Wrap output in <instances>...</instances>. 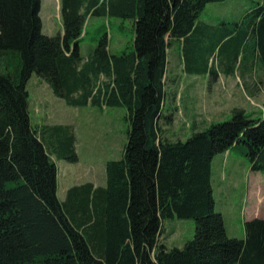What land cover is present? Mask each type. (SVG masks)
<instances>
[{
  "label": "trees",
  "instance_id": "obj_1",
  "mask_svg": "<svg viewBox=\"0 0 264 264\" xmlns=\"http://www.w3.org/2000/svg\"><path fill=\"white\" fill-rule=\"evenodd\" d=\"M226 0H61L63 34L43 33L41 0H0V264H264V219L246 221L230 238L215 209L212 162L244 145L252 172L264 173V116L235 109L228 121L185 142L164 135L168 52L180 45L185 69H208L209 53L227 52L232 72L244 47L249 68L264 69V4L217 27L200 13ZM134 20L135 40L113 54L105 33L83 57L89 16ZM247 53V54H248ZM33 74L71 107H124L128 142L106 164L107 186L92 183L58 197V167L76 164L71 126L34 128L27 85ZM177 93L170 91V102ZM193 219L183 248L162 244L166 219Z\"/></svg>",
  "mask_w": 264,
  "mask_h": 264
},
{
  "label": "rangeland",
  "instance_id": "obj_2",
  "mask_svg": "<svg viewBox=\"0 0 264 264\" xmlns=\"http://www.w3.org/2000/svg\"><path fill=\"white\" fill-rule=\"evenodd\" d=\"M41 19L43 33L50 37L63 34L61 19V0H41ZM264 4V0H226L208 4L200 13L199 23L217 27L223 21L233 22L246 12ZM108 33L110 49L113 54H121L131 47L135 40L134 20L111 15L89 16L80 42L81 54L87 57L97 46L100 38ZM205 52L209 60L208 69L187 71L183 63L180 45L177 42L168 52L167 99L164 113L174 112V121L164 128V135L173 140L187 141L194 132L207 130L212 124L228 121L235 109H243L254 120L264 116V69L260 61H254L252 72L249 68V49L244 47L234 62L232 72H228L227 52L209 50L213 46V36L205 40ZM248 53V54H247ZM27 89L30 93L29 111L31 125L41 128L46 125H59L75 122L80 114H85L84 133L78 140L80 161L76 164L65 160L59 162L62 174L71 169L77 173L75 179L99 181V169H92L102 159L95 157L90 148L98 150L105 144L106 138L112 142L116 138V147L106 152L105 159L119 160L123 157L128 142L127 110L116 108H76L69 106L65 100L56 97L49 84L33 74ZM170 91L177 93V99L170 102ZM109 132H106L107 129ZM105 151V147H104ZM230 162L222 166V156H217L213 164V188L217 210L225 220L230 238H245V222L249 217L250 200L247 199L249 183L256 186L264 179V173L252 172L244 145L232 148L226 156ZM226 156H223L226 157ZM222 160V161H221ZM66 168V169H65ZM70 173V172H69ZM76 174V173H75ZM106 178V169H105ZM63 197L62 192L60 193ZM255 205V204H254ZM162 244L168 249L183 248L186 242L195 236L193 219H166L162 223Z\"/></svg>",
  "mask_w": 264,
  "mask_h": 264
},
{
  "label": "crops",
  "instance_id": "obj_3",
  "mask_svg": "<svg viewBox=\"0 0 264 264\" xmlns=\"http://www.w3.org/2000/svg\"><path fill=\"white\" fill-rule=\"evenodd\" d=\"M86 109L88 108H96V107H92V106H88V107H84ZM81 108V109H84ZM106 107H103L101 109H105ZM85 114H80L79 117L80 119L78 121L75 122H69V123H65V124H59V125H63V126H71L73 128V132L76 136V151L79 157V161H80V156H79V147H78V140L80 138V134L84 133V126L86 125V119L84 118ZM110 129L108 128L106 130V132H109ZM109 138H106L105 140V144L102 145L101 149L98 150V148H96V146H93L92 148H90V151L93 152L95 154V157L97 158H101L102 161L101 163L98 162V164H94L92 169H99L100 171V179L99 181H94V180H84V178H79V179H75V177L77 176V173L79 172H74L71 169H66L68 172L63 173L62 174V169L59 166V162L62 160H58L56 158L55 155L52 156V159L56 162L57 167H58V197L60 199L61 202H64L67 198L68 192L70 189H72L73 187L76 186H82L85 185L87 183H92L94 184L95 187H106L107 186V174H106V178H105V169H106V164L108 161H110V159L106 160L105 159V155L106 152L108 150H110L111 148H115L116 147V138H113L112 142H109L108 140ZM104 147H105V151H104ZM228 152L221 154L223 156H226ZM220 156V155H217ZM217 156L214 158L213 162H212V188H213V164L215 159L217 158ZM222 158V166L227 165L228 161L230 162L231 156H226ZM113 160V159H111ZM70 172V173H69ZM76 173V174H75ZM62 192L63 197H61L60 193ZM213 195H214V188H213ZM215 199V197H214ZM247 199L250 200V207H249V217L248 220L246 221H250L253 219H264V179L263 180H259L258 184L256 186L251 185L249 183L248 187H247ZM255 204V205H254ZM215 209L217 210V204H216V200H215ZM218 212H220L222 214V212L220 210H217ZM223 215V214H222ZM227 229V228H226ZM228 232V231H227ZM161 240H162V236H161Z\"/></svg>",
  "mask_w": 264,
  "mask_h": 264
}]
</instances>
